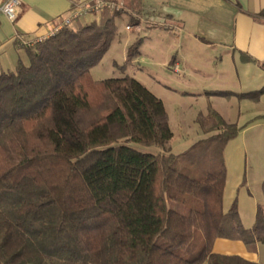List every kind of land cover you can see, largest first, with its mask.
I'll list each match as a JSON object with an SVG mask.
<instances>
[{
    "label": "trees",
    "instance_id": "trees-1",
    "mask_svg": "<svg viewBox=\"0 0 264 264\" xmlns=\"http://www.w3.org/2000/svg\"><path fill=\"white\" fill-rule=\"evenodd\" d=\"M118 15L62 28L0 73V264H109L110 251L116 264H263L212 252L217 239L264 244V181L250 228L236 201L222 206L237 126L209 107L203 137L174 154L157 97L128 76L92 78Z\"/></svg>",
    "mask_w": 264,
    "mask_h": 264
},
{
    "label": "crops",
    "instance_id": "crops-1",
    "mask_svg": "<svg viewBox=\"0 0 264 264\" xmlns=\"http://www.w3.org/2000/svg\"><path fill=\"white\" fill-rule=\"evenodd\" d=\"M87 1L20 0L15 22L0 15V73L12 71L18 60L26 63L27 45L47 37L74 4ZM99 19L100 15L89 17L71 26ZM115 24L117 35L113 42L125 40V58L127 49L139 42L138 55L133 60L135 65L137 60H162L163 71L178 77H199L206 68L204 64L218 71L225 68L223 65H232L236 73L244 77L245 84L241 86L245 93L264 87V0H125V8L116 17ZM126 26L133 29L127 31ZM121 30L125 33L123 37ZM163 43L167 48L162 59H158L155 51ZM243 56L250 61H244ZM203 73L205 78L212 76ZM262 200L261 195L260 200L249 201L245 209L236 203L244 228L253 225L256 207ZM234 201L224 188L223 210L228 211ZM212 252L264 264V244L249 250L240 241L217 239Z\"/></svg>",
    "mask_w": 264,
    "mask_h": 264
},
{
    "label": "rangeland",
    "instance_id": "rangeland-1",
    "mask_svg": "<svg viewBox=\"0 0 264 264\" xmlns=\"http://www.w3.org/2000/svg\"><path fill=\"white\" fill-rule=\"evenodd\" d=\"M120 34L122 37L125 35L123 30ZM124 45L125 40L122 39L111 44L102 59L91 68L92 78L102 81L128 76L153 93L165 109L173 134L169 146L174 154L184 152L203 137L197 118L199 114L205 115L209 107L225 122L236 125L237 134L224 148L227 177L224 188L228 196L244 209L249 201L260 200L264 181V94L257 99L240 97L245 94L242 90L244 77L239 76L232 65H223L225 68L218 71L204 64L208 68L204 67L199 77L168 74L161 68L162 60H137L136 65L132 62L127 68H122L126 59ZM166 48L165 43L158 46L155 51L158 59H162ZM203 72L212 76L205 78ZM220 92L223 94H218ZM141 149L151 153L156 151L155 147ZM235 182L238 183L236 186ZM108 259L109 264H116L114 252H109Z\"/></svg>",
    "mask_w": 264,
    "mask_h": 264
},
{
    "label": "built area",
    "instance_id": "built-area-1",
    "mask_svg": "<svg viewBox=\"0 0 264 264\" xmlns=\"http://www.w3.org/2000/svg\"><path fill=\"white\" fill-rule=\"evenodd\" d=\"M20 0H0V15H3L10 22H15L19 15ZM125 8V0H88L85 3H76L72 6L67 16L62 19L47 37L55 35L60 29L71 26L74 22L89 17L100 15L101 12L108 10L114 13H120ZM127 31H131L133 27L126 26ZM40 38L38 41L27 45L33 47L36 43L46 39Z\"/></svg>",
    "mask_w": 264,
    "mask_h": 264
}]
</instances>
